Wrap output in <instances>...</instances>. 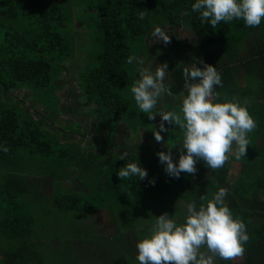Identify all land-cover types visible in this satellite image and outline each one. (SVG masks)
I'll list each match as a JSON object with an SVG mask.
<instances>
[{
    "label": "trees",
    "instance_id": "obj_1",
    "mask_svg": "<svg viewBox=\"0 0 264 264\" xmlns=\"http://www.w3.org/2000/svg\"><path fill=\"white\" fill-rule=\"evenodd\" d=\"M193 3L0 0V148H8L0 150V264H139L136 244L156 216L166 212L183 223L188 202L206 204L220 187L250 239L239 261L217 258L216 264H264V19L258 27L233 20L212 28L192 11ZM166 25L177 42L179 31L191 33L192 54L169 60L167 85L179 103L160 100L154 111L180 113L182 70L194 58L215 66L223 85L215 89L216 102L248 100L257 122L236 174L230 160L215 171L198 160L195 174L173 178L159 162L157 153L180 146L183 133L165 124V143L152 144L158 123L134 101L138 66L127 58L146 56L150 34ZM150 48L166 50L153 41ZM64 73L76 76L80 100L89 104L83 122L68 121L61 109ZM119 122L146 134L147 144L115 146L110 137ZM91 125L107 127L110 135L96 137ZM124 151L128 157L118 159ZM171 152L177 163L180 152ZM136 161L148 177L120 180L117 171Z\"/></svg>",
    "mask_w": 264,
    "mask_h": 264
},
{
    "label": "clouds",
    "instance_id": "obj_2",
    "mask_svg": "<svg viewBox=\"0 0 264 264\" xmlns=\"http://www.w3.org/2000/svg\"><path fill=\"white\" fill-rule=\"evenodd\" d=\"M191 9L200 14L202 23L212 28L233 20H243L247 27H258L264 19V0H195ZM144 16V12L138 14L141 20ZM151 35L156 42L171 43L169 34L159 26ZM134 61L138 64L139 79L130 91L140 112L149 120H155L159 115V124L151 130L155 140L165 143L161 136L162 132H169L165 124L178 127L183 133L180 146H167V152L157 153L167 175L179 178L181 173L195 174L198 160L215 171L228 162L230 154H234L237 160L246 156L249 134L255 131L257 122L248 111V100L241 103L233 98L216 102L220 93L215 89L223 85L215 66L194 58L190 67L183 68L186 95L181 94V110L177 113L154 111L165 95H172L170 86L165 84L167 64H158L153 72L143 66L142 59L134 55L127 58L130 65ZM197 63L203 68L197 67ZM173 147L180 152L177 163L173 162ZM0 150L7 152L8 148ZM127 157L126 151L118 155L120 160ZM116 174L120 180L133 177L144 180L148 177L147 170L137 161L127 163ZM149 183L154 184L155 181L149 180ZM227 195L228 190L220 187L206 204L197 207L195 200L188 202L183 223L178 224L166 212L156 216L148 235L136 244L139 264H216L217 258L225 261L242 258L250 237L245 223L239 217L233 218L225 203ZM200 199L205 200V197Z\"/></svg>",
    "mask_w": 264,
    "mask_h": 264
},
{
    "label": "rangeland",
    "instance_id": "obj_3",
    "mask_svg": "<svg viewBox=\"0 0 264 264\" xmlns=\"http://www.w3.org/2000/svg\"><path fill=\"white\" fill-rule=\"evenodd\" d=\"M48 1V0H46ZM79 23V22H76ZM162 29H164L170 37L171 43L165 45L162 42H158L162 47H164L166 50L162 53L157 52L155 49L150 48V46L152 45V41L156 42L154 40V38L152 37V35L150 34V40L147 42V45L149 46V50H147L146 52V56L142 57L141 59L144 61V67H149L153 72L155 70V68L158 66V64H162V63H166L167 66L169 64V60L174 59V58H178L179 56H183V57H187L189 58L192 54V36L191 33L188 31L187 35L185 34V32L183 31H179V35H180V41H176L175 38L173 37V34H171L172 32L170 31L169 27L166 26H160ZM187 31V29H186ZM153 32V31H152ZM1 38V37H0ZM152 49V50H150ZM161 50V49H160ZM78 63V59L75 58V60L72 62V66L75 67ZM65 77L62 78V81L65 84V87L63 89H61L60 91H58L61 99H62V103H61V109L64 110L65 113H67L69 115L68 117V121L73 119V120H78V121H82L86 120V116H85V108L89 106V104H87L85 101L80 100V98L82 97V95H84L80 88L78 87V83H77V78L74 75L71 76H67V74H65ZM165 84H168L167 82V75L165 77ZM23 93L19 92V95H22ZM164 98V99H163ZM161 100H165L172 102V103H179V100L171 98L170 96L165 95ZM18 99L20 100V96L18 97ZM171 99V101H170ZM182 102V101H181ZM24 106L27 107H31L32 103L31 102H23L22 103ZM34 104V103H33ZM67 106H70V108H67ZM79 107H83L82 109H80ZM43 110V109H41ZM162 111V110H161ZM72 114V115H71ZM71 115V118H70ZM155 123L160 122V117L159 115L156 116ZM95 123V120H93L91 122V124L93 125ZM89 127L88 129H90L91 133L94 131L95 129V125L92 127ZM96 130V129H95ZM111 130H109L107 127H102L101 131H97L96 130V137L99 138H108V136L110 135ZM114 135L110 137V141L115 144V146H127L131 144H135V143H139V144H147L148 141V136L146 134H144L143 132L139 131L140 133L137 132H133L130 128H128L126 126V124L124 122H119L118 126L116 128H114L113 130ZM87 137V136H86ZM98 142V141H95ZM129 143V144H128ZM159 143L157 142L155 139H153V143ZM229 160L232 162V167H233V174H236L237 172H239L242 168V166H244L243 162H240L238 160H236L235 158H229ZM74 185H77L76 182H74ZM48 245H51V243H47ZM241 258H237L236 260H240ZM96 264V263H95Z\"/></svg>",
    "mask_w": 264,
    "mask_h": 264
},
{
    "label": "crops",
    "instance_id": "obj_4",
    "mask_svg": "<svg viewBox=\"0 0 264 264\" xmlns=\"http://www.w3.org/2000/svg\"><path fill=\"white\" fill-rule=\"evenodd\" d=\"M137 66H138V64H137ZM139 74V73H138Z\"/></svg>",
    "mask_w": 264,
    "mask_h": 264
}]
</instances>
